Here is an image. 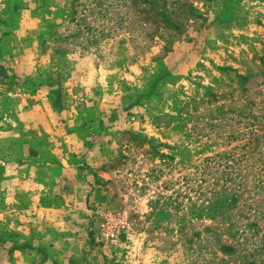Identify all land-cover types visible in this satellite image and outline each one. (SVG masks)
Returning a JSON list of instances; mask_svg holds the SVG:
<instances>
[{
	"label": "rangeland",
	"instance_id": "374dc122",
	"mask_svg": "<svg viewBox=\"0 0 264 264\" xmlns=\"http://www.w3.org/2000/svg\"><path fill=\"white\" fill-rule=\"evenodd\" d=\"M79 1L0 0V264H264V0H166L142 52Z\"/></svg>",
	"mask_w": 264,
	"mask_h": 264
},
{
	"label": "trees",
	"instance_id": "16d2710c",
	"mask_svg": "<svg viewBox=\"0 0 264 264\" xmlns=\"http://www.w3.org/2000/svg\"><path fill=\"white\" fill-rule=\"evenodd\" d=\"M73 4L72 13L73 15L78 14V7L80 1ZM138 0H91L90 2V15L95 20L101 21V27L97 30V33L102 37H110L119 33H127L133 36L136 33L140 34V38L137 40L131 39L132 47L137 52H142L150 48L153 44L154 38L160 34L161 27L158 25L156 20L146 16L147 10L154 12L155 16L166 10V0H152L149 3V9L141 8L137 3ZM197 2H204L205 0H192ZM145 3V2H144ZM174 3H178L176 0ZM160 10V12L158 11ZM195 12H197L194 9ZM197 16H195L196 18ZM163 30L172 27L177 32H183L184 29L181 23L168 24L163 23ZM89 32L95 35L96 30H91L88 27ZM93 38V36H92ZM221 249L224 251H231L227 246L222 245Z\"/></svg>",
	"mask_w": 264,
	"mask_h": 264
},
{
	"label": "built area",
	"instance_id": "2783aa9c",
	"mask_svg": "<svg viewBox=\"0 0 264 264\" xmlns=\"http://www.w3.org/2000/svg\"><path fill=\"white\" fill-rule=\"evenodd\" d=\"M98 236L101 242L115 246L123 236L131 232V222L126 210L103 214L98 224Z\"/></svg>",
	"mask_w": 264,
	"mask_h": 264
},
{
	"label": "crops",
	"instance_id": "0c3cea01",
	"mask_svg": "<svg viewBox=\"0 0 264 264\" xmlns=\"http://www.w3.org/2000/svg\"><path fill=\"white\" fill-rule=\"evenodd\" d=\"M98 251L97 249L95 251H88L87 255L84 256L83 261L84 264H96V263H100L99 262V258L96 259H90L91 255L94 254V252Z\"/></svg>",
	"mask_w": 264,
	"mask_h": 264
}]
</instances>
